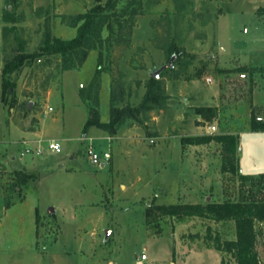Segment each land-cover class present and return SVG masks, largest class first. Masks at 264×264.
Returning a JSON list of instances; mask_svg holds the SVG:
<instances>
[{
    "label": "rangeland",
    "instance_id": "1",
    "mask_svg": "<svg viewBox=\"0 0 264 264\" xmlns=\"http://www.w3.org/2000/svg\"><path fill=\"white\" fill-rule=\"evenodd\" d=\"M97 2L0 0V264L167 263L172 233L205 243L212 222L148 216L149 207L264 199V130H252L250 115L253 107L264 122V0H141L133 24L114 34L104 28L75 67L64 69L59 55L28 59L13 74L15 102L3 103L4 62L39 51L47 34L74 38L76 17ZM159 70L161 108L113 133L84 130L94 114L109 122L112 104L139 105ZM201 106L217 107V116L197 114ZM227 133L239 137L236 175L221 173L220 144L182 146L184 137ZM39 141L42 155L26 151ZM90 146L110 152L104 167L91 162ZM19 170L32 178L15 187ZM221 223L214 233L230 240V223ZM257 228L264 264V226Z\"/></svg>",
    "mask_w": 264,
    "mask_h": 264
},
{
    "label": "trees",
    "instance_id": "2",
    "mask_svg": "<svg viewBox=\"0 0 264 264\" xmlns=\"http://www.w3.org/2000/svg\"><path fill=\"white\" fill-rule=\"evenodd\" d=\"M141 0H106L103 4L99 0L88 12L76 17L75 25L77 34L74 38L63 40L46 35L43 46L35 53H21L15 55L11 60H6L2 67L1 95L4 104H8L11 97L15 102L13 93L16 82L13 74L22 68L25 62L31 58L44 55H59L63 58L64 69L75 67L78 61H83L87 50L102 42V31L107 28L114 34L117 28H124L131 22L133 24L136 16L142 14ZM260 15H264V7L258 9ZM170 51L171 55H174ZM78 60V61H77ZM242 73L249 72L248 67L239 69ZM146 92L139 105L127 104L122 108L111 105V117L109 122H101L94 114L85 125L86 131L90 126H97L108 132H115L128 118L137 117L157 108H161L166 99L162 82L155 77H151L145 84ZM12 104V103H11ZM197 114L213 119L217 116V107L201 106L196 109ZM251 128L254 131L264 130V122H257L255 109L251 110ZM216 142L221 146V173L237 174L238 169V143L239 137L235 134H204L184 137L182 146H200ZM32 175L22 170L15 172V187L27 184ZM260 181L264 180V174L260 176ZM242 181L250 178L240 176ZM160 212L162 216H168L175 221H183L188 218H206L216 223L233 222L235 225L236 238L234 240L222 239L219 233H214L211 226H207L206 234L203 237L208 247L222 253L220 264H261L260 253L257 249L258 236L261 232L257 225L264 226V199H241L238 201L206 202V203H176L168 205H153L148 208L150 211ZM199 236H194L198 238ZM225 255H229V259Z\"/></svg>",
    "mask_w": 264,
    "mask_h": 264
},
{
    "label": "crops",
    "instance_id": "3",
    "mask_svg": "<svg viewBox=\"0 0 264 264\" xmlns=\"http://www.w3.org/2000/svg\"><path fill=\"white\" fill-rule=\"evenodd\" d=\"M25 132L26 134H28L27 137H29V135L32 136V134H35L33 132L30 133L29 131H25ZM240 165H241V158H240ZM210 222H212V224H210L212 227H214L213 224L214 225L222 224L221 222L216 223L213 220H210ZM229 223L233 233L230 240H234L236 238L235 225L232 221ZM192 230H195V227H192ZM162 237L163 236L150 237V238L160 239ZM172 237L173 240L169 244V249H168L170 252L168 262L164 263V261H162L158 257H154L152 260L153 264H220L221 263L222 253L215 250L214 248L208 247L205 243H203L202 240L196 239L195 241L184 243L182 241H179L177 232L172 233ZM143 251L146 254V259H148L147 246H145ZM262 259H263V255H262ZM261 264L263 263L261 262Z\"/></svg>",
    "mask_w": 264,
    "mask_h": 264
},
{
    "label": "built area",
    "instance_id": "4",
    "mask_svg": "<svg viewBox=\"0 0 264 264\" xmlns=\"http://www.w3.org/2000/svg\"><path fill=\"white\" fill-rule=\"evenodd\" d=\"M258 120H261L260 117L257 118ZM210 131L213 133L214 131H216V126L213 125V126H210L209 127ZM60 144L59 142L57 141H49L48 142V149L51 151V152H59L60 151ZM33 149L34 153L37 155V156H40L42 155V151H43V148H42V142L39 141V144H38V147L37 148H27L26 151L27 152H30L31 150ZM88 154H89V159L91 160V162L95 165H102V164H105L107 162L110 161L111 159V154L109 151H105L103 153H98L94 150L93 147H89L88 148ZM22 155H24V153H22ZM140 259L141 260H146V254L143 253L141 256H140Z\"/></svg>",
    "mask_w": 264,
    "mask_h": 264
},
{
    "label": "water",
    "instance_id": "5",
    "mask_svg": "<svg viewBox=\"0 0 264 264\" xmlns=\"http://www.w3.org/2000/svg\"><path fill=\"white\" fill-rule=\"evenodd\" d=\"M159 72H160V70L154 74V77H158ZM28 106L30 107V104ZM101 166L104 167L105 164H102ZM207 200L209 201L210 198H208ZM106 234H108V231L106 232Z\"/></svg>",
    "mask_w": 264,
    "mask_h": 264
}]
</instances>
